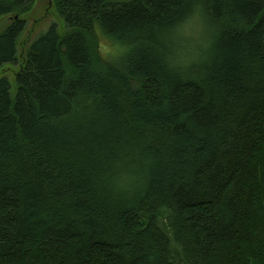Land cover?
<instances>
[{
	"label": "trees",
	"instance_id": "1",
	"mask_svg": "<svg viewBox=\"0 0 264 264\" xmlns=\"http://www.w3.org/2000/svg\"><path fill=\"white\" fill-rule=\"evenodd\" d=\"M54 3L0 78V264H264V0Z\"/></svg>",
	"mask_w": 264,
	"mask_h": 264
},
{
	"label": "rangeland",
	"instance_id": "2",
	"mask_svg": "<svg viewBox=\"0 0 264 264\" xmlns=\"http://www.w3.org/2000/svg\"><path fill=\"white\" fill-rule=\"evenodd\" d=\"M117 2L127 0H115ZM33 6L30 11L16 16L27 22V28L18 42L19 50V64L17 66H5L0 70V78L8 76L12 85V95L15 97L17 92V74L20 72L22 64L26 62L27 54L31 44L36 39L45 35L52 26L57 25L61 37L65 36L67 26L64 20L59 16L55 8L54 0H32ZM12 22L10 18L0 19V33L3 32ZM113 46L110 45L105 39H102L101 52L107 58H113ZM167 219V216H166ZM165 221L163 222H166Z\"/></svg>",
	"mask_w": 264,
	"mask_h": 264
}]
</instances>
